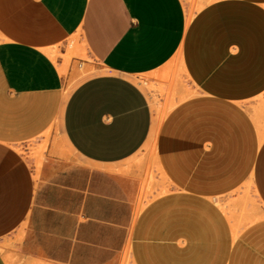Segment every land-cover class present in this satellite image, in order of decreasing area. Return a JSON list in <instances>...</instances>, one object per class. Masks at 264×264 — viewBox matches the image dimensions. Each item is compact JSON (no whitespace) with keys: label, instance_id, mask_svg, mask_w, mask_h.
<instances>
[{"label":"crops","instance_id":"obj_1","mask_svg":"<svg viewBox=\"0 0 264 264\" xmlns=\"http://www.w3.org/2000/svg\"><path fill=\"white\" fill-rule=\"evenodd\" d=\"M125 257L264 264V0H0V264Z\"/></svg>","mask_w":264,"mask_h":264},{"label":"rangeland","instance_id":"obj_2","mask_svg":"<svg viewBox=\"0 0 264 264\" xmlns=\"http://www.w3.org/2000/svg\"><path fill=\"white\" fill-rule=\"evenodd\" d=\"M208 0H194L195 6L197 7L199 4H205ZM167 74L169 77H171V73L169 71H167ZM155 76L153 75H145L142 76L140 78L141 80V84H139L141 86V88H143L145 91L147 92H157L159 94L160 97H165V103H164V107L162 109H157L156 108V112H157V116L159 115L160 118H162L163 114L165 113V111L170 107V105L173 102V99L176 96V89H175V85H172L171 87H169V89L165 90L162 89L160 82H163L161 78L157 77L156 79L154 78ZM172 78V77H171ZM174 78V77H173ZM166 80V79H165ZM154 81H158L159 83H155ZM73 87V85H70L64 95L67 96L68 93L70 92V89ZM158 103V97L156 95H154L153 98V104L156 105ZM55 133L59 134V129L58 126L55 127ZM47 138L49 136V133L46 134ZM42 149V148H41ZM147 156L148 158V163L151 162L153 156H154V144L153 143H146L143 148L140 150L139 152V160L138 162L143 163V158ZM149 167V165H148ZM122 264H130L128 262V259L125 257L123 259Z\"/></svg>","mask_w":264,"mask_h":264},{"label":"bare ground","instance_id":"obj_3","mask_svg":"<svg viewBox=\"0 0 264 264\" xmlns=\"http://www.w3.org/2000/svg\"><path fill=\"white\" fill-rule=\"evenodd\" d=\"M192 15H193V9H190L188 14H187V20H189Z\"/></svg>","mask_w":264,"mask_h":264}]
</instances>
